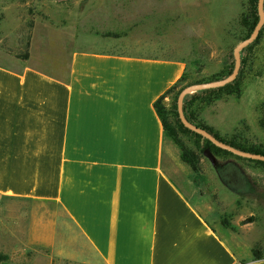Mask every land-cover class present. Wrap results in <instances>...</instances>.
Listing matches in <instances>:
<instances>
[{
    "label": "crops",
    "instance_id": "0c3cea01",
    "mask_svg": "<svg viewBox=\"0 0 264 264\" xmlns=\"http://www.w3.org/2000/svg\"><path fill=\"white\" fill-rule=\"evenodd\" d=\"M81 5L79 28L35 21L26 56L0 45V219L25 209L16 248L34 264H264L237 255L165 154L154 103L186 63L116 50L107 3ZM14 7L0 0L2 37Z\"/></svg>",
    "mask_w": 264,
    "mask_h": 264
},
{
    "label": "rangeland",
    "instance_id": "374dc122",
    "mask_svg": "<svg viewBox=\"0 0 264 264\" xmlns=\"http://www.w3.org/2000/svg\"><path fill=\"white\" fill-rule=\"evenodd\" d=\"M13 1L16 7L11 12L20 18V24H10L9 37L0 33V45L21 57L26 56L30 28L35 21L49 24L61 19L64 25L79 28L80 12L85 10L81 3L101 1L107 3L104 22L109 23L112 17L113 22L120 23V43H104L102 48L111 45L124 53L182 59L186 63V83H193L212 79L232 65V49L245 34L240 18L243 12L247 14L252 0ZM254 52V70L245 75L239 97L228 94L206 104L197 98L192 109L197 111L199 121L215 127L220 136L228 139L235 135L264 150V49ZM172 92L166 93L159 105L175 129ZM185 105L189 117L190 109ZM235 115L242 118L232 126ZM175 130L177 143L164 131L165 154L170 153L181 177L194 180L197 190L208 195L216 210L215 218L208 219L229 238L240 258H264V166L234 154L214 155L203 146L197 147L198 141L204 145V139L178 131L177 127ZM180 147L198 154L196 171L181 160ZM9 212L0 219V264H34L30 252L16 248L17 237L23 234L25 209L14 203ZM247 216L253 220L242 223ZM39 260V264H44Z\"/></svg>",
    "mask_w": 264,
    "mask_h": 264
},
{
    "label": "trees",
    "instance_id": "16d2710c",
    "mask_svg": "<svg viewBox=\"0 0 264 264\" xmlns=\"http://www.w3.org/2000/svg\"><path fill=\"white\" fill-rule=\"evenodd\" d=\"M250 4L251 5L249 7L247 14H246V12H243L242 17L240 18V22H241L242 26L245 28V34L242 38L246 37L250 33V31L253 29V27H254L255 23L257 22V19H258V15L256 13L257 0H252L250 2ZM260 49H264V25L262 26L261 30L259 31V34H258L257 38L254 40V42H252L250 45H248L243 50L241 67H240L239 73H238L237 77L235 78V80L232 81L231 83H228V84H226L222 87H219V88L201 90V91L194 92V94H192V95H190V94L187 95L184 98L183 108H184V113L186 115L187 108H186L185 104L187 103L188 108L190 109L189 117L186 116L188 118V120H190L192 123L196 124L197 126L205 128L211 134H213L216 138H218L224 142H227V143H229V144H231L237 148H240V149H243L246 151H250V152L264 154V150H262L261 148L255 146L254 144L248 143L245 140L242 141L240 138H237V136H235V135H231L228 139L220 136V134L218 132H216L214 130V128H212L211 126H208L207 124H204L201 121H199L198 116H197L198 115L197 111L192 109V107L195 103L194 101L197 98L200 99L201 103L206 104V103H209L215 99H219V98L223 97L224 95H228V94L235 95L236 97H239L241 95L242 81L245 78V75L247 74L248 71L254 70L253 66L255 64V59H256V55H255L254 51H257ZM232 67H233V61H232V65H230V67H228L225 71H223L222 74H219L216 77L209 79V80L222 78V77L228 75L231 72ZM181 82H183V83L181 85H179ZM197 82H200V81H197ZM197 82H193V83H197ZM201 82H204V81H201ZM188 84H192V83H186V75H185V71H184V73L177 80V82L175 84H173L169 89H167L164 92V94H162L154 103L156 111H157V113H158V115L162 121L164 131L165 132L168 131L169 135L172 136L174 141L176 140V137H175L176 127H177L178 131H181V132L186 133V134H190L192 136H195L198 139L201 138V136L199 134L189 130L186 127H184L178 118V113H177V108H176V98H177L179 91L184 86H186ZM168 92H172V108H171L172 111H171V114L173 115L172 118H173V122L175 123V129L171 126L170 120L168 121L166 116H163V113L161 111L162 107L159 105L160 99ZM200 108H201V106H196V109H200ZM175 142L177 143V140ZM202 146L209 149L214 155H227V154L233 155L232 153L215 146L208 139H204V145H201L199 141L197 142L198 148H200ZM180 150H181V154H180L181 160L183 162L187 163L193 170L196 171L198 169V161H199L198 154L194 151H188L182 147H180ZM246 160L264 166V161L248 159V158Z\"/></svg>",
    "mask_w": 264,
    "mask_h": 264
},
{
    "label": "water",
    "instance_id": "95a60500",
    "mask_svg": "<svg viewBox=\"0 0 264 264\" xmlns=\"http://www.w3.org/2000/svg\"><path fill=\"white\" fill-rule=\"evenodd\" d=\"M256 9H257L258 19L253 29L250 31V33L246 37L240 39L232 49L233 67H232L231 72L222 78L208 80L204 82L192 83V84H188L184 86L177 95L176 107H177L178 118L180 122L183 124V126L199 134L201 136V139H208L215 146L221 149H224L236 156L264 161V154L250 152V151L237 148L227 142H224L216 138L213 134H211L205 128L197 126L196 124L192 123L186 117L184 113V108H183L184 98L187 95L192 94L197 91H201V90L219 88L235 80V78L237 77L239 73L240 67H241L243 50L248 45H250L252 42H254V40L257 38L259 34V31L264 25V0H257ZM252 220L253 218L251 216H247L242 220V223H248V222H251Z\"/></svg>",
    "mask_w": 264,
    "mask_h": 264
}]
</instances>
